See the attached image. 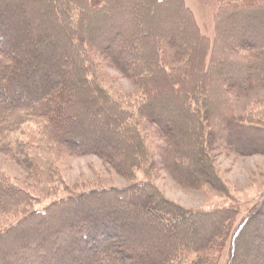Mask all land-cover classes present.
Wrapping results in <instances>:
<instances>
[{
	"label": "trees",
	"instance_id": "16d2710c",
	"mask_svg": "<svg viewBox=\"0 0 264 264\" xmlns=\"http://www.w3.org/2000/svg\"><path fill=\"white\" fill-rule=\"evenodd\" d=\"M217 3L210 40L184 0H0V150L37 191L66 156L96 155L134 180L152 129L160 169L224 192L216 155L264 156L261 111L233 106L264 88V0ZM90 55L139 89L135 113L89 79ZM33 117L39 138L12 148ZM64 191L37 209L0 170V213L20 214L0 230V264H218L226 245L224 264H264V195L236 222L233 207L187 210L148 180Z\"/></svg>",
	"mask_w": 264,
	"mask_h": 264
},
{
	"label": "rangeland",
	"instance_id": "374dc122",
	"mask_svg": "<svg viewBox=\"0 0 264 264\" xmlns=\"http://www.w3.org/2000/svg\"><path fill=\"white\" fill-rule=\"evenodd\" d=\"M199 27L200 33L212 40L214 34V16L217 10V0H184ZM87 75L92 82L97 83L116 102L120 103L130 113L141 100L139 89L105 61L89 56ZM235 114L242 115L249 111H261L264 116V88L256 87L246 95L238 96L233 102ZM40 120L33 117L23 124L19 131L11 133L9 140L29 143L39 138ZM143 144L148 161L136 170L135 179L129 180L120 176L112 166L102 162L96 155L66 156L54 163L58 177L52 185H37L41 191L34 190L33 180L28 170L14 156L0 150V170L10 178L15 185L30 191L35 197L34 208L41 209L54 199L66 196L69 191L80 192L100 187H124L133 181L148 180L162 196L191 211H211L216 208L233 207L237 210L236 222L239 221L251 207L264 195V156H242L236 153L216 155L215 166L217 173L225 186V191L214 188L193 190L180 186L177 181L164 169H160L158 147L164 141L153 134L152 129L142 130ZM155 168L146 169L149 161ZM65 186V187H64ZM20 214L0 213V230L15 223ZM227 247L221 255L218 264L226 261Z\"/></svg>",
	"mask_w": 264,
	"mask_h": 264
}]
</instances>
